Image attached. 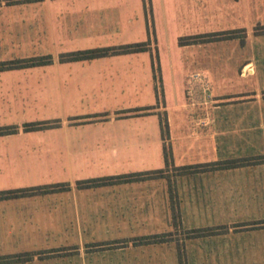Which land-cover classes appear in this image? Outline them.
Here are the masks:
<instances>
[{
	"label": "crops",
	"instance_id": "crops-1",
	"mask_svg": "<svg viewBox=\"0 0 264 264\" xmlns=\"http://www.w3.org/2000/svg\"><path fill=\"white\" fill-rule=\"evenodd\" d=\"M170 1L193 21L243 23L202 22L182 36H235L172 45L145 0H0V63L50 58L0 69V127L17 129L0 135V191L66 185L0 199V257L14 256L1 264H179L178 245L185 264H264V160L172 172L264 156V0ZM137 42L148 48L60 60ZM31 122L47 126L25 131ZM154 170L164 172L77 184Z\"/></svg>",
	"mask_w": 264,
	"mask_h": 264
},
{
	"label": "trees",
	"instance_id": "trees-1",
	"mask_svg": "<svg viewBox=\"0 0 264 264\" xmlns=\"http://www.w3.org/2000/svg\"><path fill=\"white\" fill-rule=\"evenodd\" d=\"M11 1H19V0H11ZM235 36L234 31H223V32H215L207 35H192V36H182L178 39L179 45H187L191 43H196L199 41H204V38H207V40H218V39H224V38H232ZM148 48L147 42H137V43H130V44H124V45H118V46H109V47H101V48H95V49H87V50H78V51H71L66 52L60 55L61 61H73V60H83V59H92L112 54H121V53H130V52H139L144 51ZM50 61V58H46L44 61H40L39 58H30L25 60H15V61H9V62H2L0 63V69L2 68H12V67H19V66H26L36 63H48ZM47 124L45 122H31V123H25L23 125V129L25 131L28 130H35V129H41L46 127ZM17 129L14 126L9 127H0V135L12 133L15 132ZM164 157L166 165L168 166L171 160L170 150L168 148H164ZM264 160V156H256V157H239V158H231L224 161H213V162H205V163H198V164H191V165H185L180 166L176 168H172V172L175 171L178 174H184V173H193V172H199V171H206V170H214L219 168H231V167H237V166H243V165H249V164H255L262 162ZM164 170H154V171H147V172H140V173H131V174H125L120 176H115L111 178L104 179H87L77 182L79 186H96L100 185L102 183H106L109 181H129V180H137L141 178L146 177H152L156 175L163 174ZM60 186L64 188V184H56V185H46V186H36V187H29V188H20V189H9V190H2L0 191V199H7V198H14L18 196H26V195H32L36 193H45L49 191H53L58 189ZM169 197H170V203H171V211L173 216V221L176 224V222L179 219V210H178V204H177V198L176 194L173 190V187L171 184H169ZM259 223V222H254ZM252 223V224H254ZM212 229L206 228V229H197V230H191L187 232V235H197V234H208L212 233ZM168 234H162V235H153V236H147L142 238L143 242H155V241H163L166 239ZM28 255V254H26ZM177 255L179 259V264H185L184 259V250L182 245H178L177 248ZM14 256H1L0 257V264L1 263H7L11 260H13ZM28 257H24V259H27Z\"/></svg>",
	"mask_w": 264,
	"mask_h": 264
},
{
	"label": "rangeland",
	"instance_id": "rangeland-1",
	"mask_svg": "<svg viewBox=\"0 0 264 264\" xmlns=\"http://www.w3.org/2000/svg\"><path fill=\"white\" fill-rule=\"evenodd\" d=\"M151 9L153 11L159 12L160 10V17L157 18L159 20H162V24L164 26V30L166 31V36L169 39L167 43H172L174 45L175 43V38L178 37L179 35H189L193 34L196 31H199L200 28V23L205 22V23H211L209 26H207V29L210 30H221V29H227L228 27L234 26L238 23H243V20H238V19H228L224 16H221L220 13H216L214 17L211 19H201L198 18L196 20H190L187 19L186 17H183L181 15L180 9L177 8V10L174 9V4H171L170 0H145ZM216 4V3H215ZM184 5V4H183ZM159 6L161 7L159 9ZM185 6V5H184ZM184 16H186L185 13H183ZM239 36V35H237ZM173 47V46H172ZM82 108L80 110L86 111L88 109V106H81ZM89 107H97V103L93 102L92 104L89 105ZM92 109V108H91Z\"/></svg>",
	"mask_w": 264,
	"mask_h": 264
}]
</instances>
